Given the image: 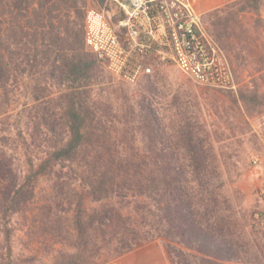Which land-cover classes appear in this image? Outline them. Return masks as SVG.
Masks as SVG:
<instances>
[{"label": "trees", "instance_id": "trees-1", "mask_svg": "<svg viewBox=\"0 0 264 264\" xmlns=\"http://www.w3.org/2000/svg\"><path fill=\"white\" fill-rule=\"evenodd\" d=\"M87 1L0 0V264H103L157 238L174 264H264L199 115L179 95L162 104L158 70L134 100L109 84L85 43ZM25 80L33 103L14 113Z\"/></svg>", "mask_w": 264, "mask_h": 264}, {"label": "rangeland", "instance_id": "rangeland-1", "mask_svg": "<svg viewBox=\"0 0 264 264\" xmlns=\"http://www.w3.org/2000/svg\"><path fill=\"white\" fill-rule=\"evenodd\" d=\"M203 10V30L209 47L218 59L228 62L234 87L200 84L174 67L160 69L158 88L166 95L158 96L166 106L175 95L185 102L190 112L200 117L202 136L222 162L226 180L223 194L230 200L236 216L252 241L264 247V3L260 14L236 13L227 4L234 0H195ZM96 0H88L85 10L98 8ZM221 8L219 16L225 22L229 38L221 39L212 25V12ZM221 33L224 27L219 28ZM219 30V31H220ZM109 84L118 86L110 76ZM123 84V83H121ZM32 82L25 80L18 92L14 113L33 103ZM130 98L145 93L143 83L122 85ZM240 89L249 90L252 106L248 108L240 98ZM255 103V104H254ZM260 159L259 164L253 158ZM264 262V253L260 254ZM103 264H174L165 239L157 238Z\"/></svg>", "mask_w": 264, "mask_h": 264}, {"label": "built area", "instance_id": "built-area-1", "mask_svg": "<svg viewBox=\"0 0 264 264\" xmlns=\"http://www.w3.org/2000/svg\"><path fill=\"white\" fill-rule=\"evenodd\" d=\"M122 7L87 11L85 43L115 81L135 86L147 75L174 67L189 79L234 87L228 62L218 59L203 30L195 0H118ZM258 157L253 158L259 164ZM264 232V221L262 223Z\"/></svg>", "mask_w": 264, "mask_h": 264}]
</instances>
